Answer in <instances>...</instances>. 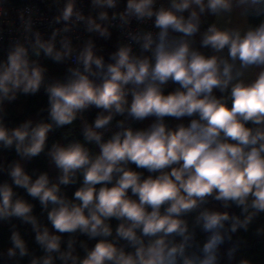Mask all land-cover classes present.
<instances>
[{"label": "clouds", "instance_id": "obj_1", "mask_svg": "<svg viewBox=\"0 0 264 264\" xmlns=\"http://www.w3.org/2000/svg\"><path fill=\"white\" fill-rule=\"evenodd\" d=\"M117 2L92 0L93 9H100L93 18L75 11V0H67L55 19L75 17L88 32L107 38L108 27L97 20L109 21L107 9H115ZM156 4L127 0L125 10L111 16L123 25L133 18H154L155 33L128 32L147 54H134L132 43H121L106 62L91 39L77 51L64 37L56 50L61 30L48 41L34 34V56L43 52L62 62L75 52L77 66L68 69L63 81L45 86L47 122L28 120L9 128L0 117V145L14 146L22 159L31 160L45 153L50 132L84 120L92 107L100 111L91 124L84 120V142H54L47 148L49 163L58 170L55 181L46 171L33 176L19 161L8 165L11 183L0 182V220L30 224L44 254L30 253L12 225V246L0 256L15 264L28 256L29 264H219L226 235L230 240V233L247 230L264 213V0ZM235 17L244 22H234ZM70 27L66 23L62 31ZM25 30L31 31L30 21ZM45 71L30 58L28 47L15 43L0 62V112L4 101L15 100L18 93H37ZM170 82L177 87L166 92ZM118 116L124 117L116 120L119 130L105 139ZM149 119L146 127H132L131 122ZM92 143L98 152L86 146ZM76 184L69 197L62 186ZM16 188L39 202L51 229ZM210 198L225 209L239 208L243 219L206 207ZM192 213L195 225L208 234L198 253L189 251L195 231L186 217ZM112 220L118 222L115 229ZM261 233L264 228L257 229ZM79 235L95 241L91 247L79 241L83 256L77 250Z\"/></svg>", "mask_w": 264, "mask_h": 264}, {"label": "trees", "instance_id": "obj_2", "mask_svg": "<svg viewBox=\"0 0 264 264\" xmlns=\"http://www.w3.org/2000/svg\"><path fill=\"white\" fill-rule=\"evenodd\" d=\"M41 0H0V4L4 7L10 6H23L33 3H39ZM54 1V0H47ZM90 1V0H87ZM253 23H258V19L253 20ZM95 40V50L98 55H104L99 48L106 47L107 53L110 54L115 52L120 42L115 38L114 35L110 33V35L105 38L101 37L98 33L95 32L94 36ZM55 49L59 50L58 46L55 45ZM139 55L147 54L143 53L141 47L139 46ZM11 50L0 48V62L5 61L7 56ZM36 60V59H35ZM36 61L46 69L44 73V83L41 85L40 90L35 94H23L18 93L17 98L12 101H4L2 107L3 111L0 112V117L3 118L4 124L9 128H14L19 126L20 124L31 120L33 124L43 120L48 121V95L45 91V86L48 83L55 82L57 80L63 81L68 75V69L72 67L68 61L65 59L62 62H56L52 58L44 55L42 53L41 57ZM177 85H173L171 82L165 86V91L173 90ZM220 95V93H217ZM100 110L95 107L90 108L84 113V120H86L89 124H91L96 115ZM122 119L121 117H116L112 122V125L104 132V138L108 139L110 136L118 131L119 129L116 127V120ZM84 120L77 119L73 125L65 126L64 128L55 129L50 132L47 140V147L45 153H41L39 156L32 158L31 160L27 159V166L25 171L33 176L38 175L40 172H48L50 178L54 181L56 180V176L58 175L52 168L49 163L48 157L46 156L47 148H50L54 142H60L61 144H66L68 142L79 140L80 142H84L82 135V128ZM168 122L170 124H174L175 121L169 119ZM149 123H151V119L146 120L144 122H131L132 127H146ZM127 126V125H126ZM69 132L71 133L69 135ZM93 150V152H98L99 149L95 143L86 145ZM24 159H22L16 152L15 147L12 148H4L0 145V165H3V170H0V182L7 181L11 183V177L7 174V167L14 161H19L21 164ZM134 167V166H133ZM147 175V173H145ZM79 184L62 186L63 191L71 197L76 190ZM17 193L28 200L30 203L34 204V214L38 217L42 224H48L51 229V225L48 223L46 219V213H42L41 206L37 200H33L30 196L27 195L24 189L16 188ZM209 208L215 210H226L222 204L211 205ZM229 214L239 216L243 219V214L241 210L235 206L229 208ZM195 215L196 213L189 214L186 219L189 221L190 230L195 231V241L193 247L189 249L190 252L199 251V246H202L204 241L207 239V233L203 232L200 227L195 225ZM230 222H226L227 224ZM113 229L117 226L118 222L116 220L111 221ZM12 225L16 226V229L19 230L21 236L28 244L30 253L40 256L43 255V251L40 246L35 242V233L32 231V226L30 224H24L19 219L12 218L10 221L0 220V252H5L9 247H11V233H12ZM264 228V213H260L257 215L248 229L245 230L243 228H238L235 233H230L232 247L231 257L229 253H225L219 249V264H239L242 259H247L250 264H264V233L257 234V229ZM115 234V233H114ZM68 236L65 235L64 240L65 244L63 247H66V241ZM78 244L77 250L81 256L84 255L82 249L79 248V241H85L91 247L94 245V240H88L86 236L79 235L77 237ZM230 250V251H231ZM31 256L24 257L20 264H29ZM11 264H15L14 261H10ZM56 264H61L59 260L56 261Z\"/></svg>", "mask_w": 264, "mask_h": 264}, {"label": "built area", "instance_id": "obj_3", "mask_svg": "<svg viewBox=\"0 0 264 264\" xmlns=\"http://www.w3.org/2000/svg\"><path fill=\"white\" fill-rule=\"evenodd\" d=\"M67 0H54L47 1L41 0L39 3H33L23 6H10L4 7L0 4V48L12 50L15 43H23L29 48V56L34 59L31 51V43L34 41V34L39 32L41 38L44 41H48L52 37V33L55 30H61L55 37L54 45H57L59 50L61 49V41L64 37H68L74 49L77 51L81 49L84 44L91 39L94 43L95 32H88L86 30V24L84 21L65 22L61 20L56 22V17L61 15L63 8L65 7ZM169 0H157L156 7L161 4L167 5ZM127 0H118L117 7L115 9H107L109 13V21H99L103 26L108 27L109 32L115 36V38L121 43H132L133 53L139 55V44L131 41L128 37V32H144V31H158L154 27L153 20L137 21L134 18L129 25H123L122 21L117 18L112 20L111 16L113 12H123L126 8ZM75 11L81 12L85 17L96 18L100 9H93L92 0H75ZM23 17V18H22ZM31 22V31L25 30L27 22ZM68 23L70 31L63 32L62 29L65 24ZM203 30V29H202ZM99 50L106 54L107 48L100 47ZM75 52L73 58L68 59L70 65L75 67L74 63ZM124 119V117H121Z\"/></svg>", "mask_w": 264, "mask_h": 264}, {"label": "water", "instance_id": "obj_4", "mask_svg": "<svg viewBox=\"0 0 264 264\" xmlns=\"http://www.w3.org/2000/svg\"><path fill=\"white\" fill-rule=\"evenodd\" d=\"M102 56L104 57L106 62H110L109 61V54H104ZM218 204H220V202L212 200L210 198L208 204L205 206L209 208L211 205H218ZM210 209H212V208H210ZM212 210H215V209H212ZM217 211H224V210H217ZM225 211L229 212V208H227ZM231 247H232V241H231V239L229 240L227 238V235H226L225 241L223 244L220 245L219 249L225 253H229L231 250ZM0 264H11V262L7 259L6 256H0Z\"/></svg>", "mask_w": 264, "mask_h": 264}, {"label": "crops", "instance_id": "obj_5", "mask_svg": "<svg viewBox=\"0 0 264 264\" xmlns=\"http://www.w3.org/2000/svg\"><path fill=\"white\" fill-rule=\"evenodd\" d=\"M206 19L210 22L211 20H212V17H206ZM234 22H236V23H243L244 21H243V19L242 18H239V17H235L234 18ZM196 41H197V44L199 43V35L196 37ZM248 76H249V78H253L254 77V72H252V73H249L248 74ZM25 166H27V161H26V164H25ZM26 168V167H25ZM51 168L58 174V170L54 167V165H52L51 164ZM58 176V175H57ZM56 176V177H57Z\"/></svg>", "mask_w": 264, "mask_h": 264}, {"label": "rangeland", "instance_id": "obj_6", "mask_svg": "<svg viewBox=\"0 0 264 264\" xmlns=\"http://www.w3.org/2000/svg\"><path fill=\"white\" fill-rule=\"evenodd\" d=\"M42 53H43V52H41V54H40V56H39V57H36V56H34V55H33V56H34V59H36V60H37L38 58H40V57H41V55H42ZM106 53H107V52H106ZM26 161H27V159H24V160H23V162H22V165L24 166V168L26 167V166H25V164H26ZM239 264H240V263H239Z\"/></svg>", "mask_w": 264, "mask_h": 264}]
</instances>
